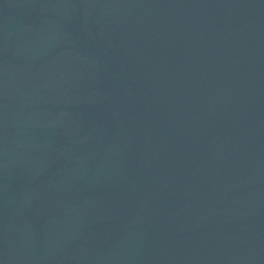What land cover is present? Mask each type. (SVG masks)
<instances>
[{
	"label": "water",
	"instance_id": "water-1",
	"mask_svg": "<svg viewBox=\"0 0 264 264\" xmlns=\"http://www.w3.org/2000/svg\"><path fill=\"white\" fill-rule=\"evenodd\" d=\"M0 264H264V0H0Z\"/></svg>",
	"mask_w": 264,
	"mask_h": 264
}]
</instances>
